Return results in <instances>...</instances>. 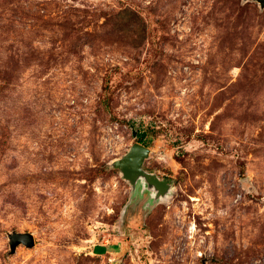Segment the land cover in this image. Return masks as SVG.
<instances>
[{"label":"rangeland","instance_id":"1","mask_svg":"<svg viewBox=\"0 0 264 264\" xmlns=\"http://www.w3.org/2000/svg\"><path fill=\"white\" fill-rule=\"evenodd\" d=\"M0 264H264V7L0 0Z\"/></svg>","mask_w":264,"mask_h":264},{"label":"water","instance_id":"2","mask_svg":"<svg viewBox=\"0 0 264 264\" xmlns=\"http://www.w3.org/2000/svg\"><path fill=\"white\" fill-rule=\"evenodd\" d=\"M264 7V0H256ZM136 132L134 135L136 136ZM150 153L148 146L141 143H134L125 156L118 162L124 175L134 183L139 177H144L150 187L158 189L160 192L169 189L167 179H160L157 175L146 172L142 165ZM156 191V190H154ZM9 243L11 251H16L19 244H24L28 247L34 246L35 238L31 232H12L9 234Z\"/></svg>","mask_w":264,"mask_h":264},{"label":"trees","instance_id":"3","mask_svg":"<svg viewBox=\"0 0 264 264\" xmlns=\"http://www.w3.org/2000/svg\"><path fill=\"white\" fill-rule=\"evenodd\" d=\"M146 135V133L145 132H143V133H140V136H139V141H141V142H145V136Z\"/></svg>","mask_w":264,"mask_h":264}]
</instances>
